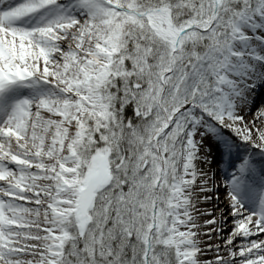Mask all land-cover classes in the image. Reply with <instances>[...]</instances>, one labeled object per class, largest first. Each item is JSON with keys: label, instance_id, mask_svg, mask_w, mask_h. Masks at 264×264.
I'll list each match as a JSON object with an SVG mask.
<instances>
[{"label": "snow or ice", "instance_id": "6c2138e0", "mask_svg": "<svg viewBox=\"0 0 264 264\" xmlns=\"http://www.w3.org/2000/svg\"><path fill=\"white\" fill-rule=\"evenodd\" d=\"M0 264H264V0H0Z\"/></svg>", "mask_w": 264, "mask_h": 264}]
</instances>
